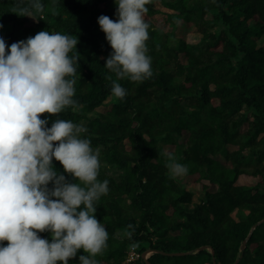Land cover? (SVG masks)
Here are the masks:
<instances>
[{"label":"trees","instance_id":"obj_1","mask_svg":"<svg viewBox=\"0 0 264 264\" xmlns=\"http://www.w3.org/2000/svg\"><path fill=\"white\" fill-rule=\"evenodd\" d=\"M40 3L33 19L14 11L31 0H0V37L9 47L42 30L79 41L68 54L77 57L68 77L75 105L41 118L48 127L58 119L85 127L81 137L100 150L97 179L109 191L94 203L108 232L98 264H264V0H151L153 74L139 83L105 66L112 49L98 17L116 20L115 0ZM181 21L199 41L178 34ZM113 81L125 88L123 99L112 95ZM168 153L217 190L204 185L197 200L170 175ZM53 167L75 182L58 161ZM132 247L140 257L128 261ZM148 250L155 252L145 259Z\"/></svg>","mask_w":264,"mask_h":264},{"label":"clouds","instance_id":"obj_2","mask_svg":"<svg viewBox=\"0 0 264 264\" xmlns=\"http://www.w3.org/2000/svg\"><path fill=\"white\" fill-rule=\"evenodd\" d=\"M115 3L116 20L98 17L112 49L105 66L118 79L143 82L153 74L145 21L151 0ZM14 11L35 19L43 5L31 0L30 8ZM78 42L44 30L10 47L0 37V264H69L81 250L87 255H79V264H98L95 257L107 246L108 232L94 206L109 191L108 181L97 179L99 148L81 137L85 127L62 119L48 127L41 118L75 105L76 81L68 77L76 75L77 57L68 54ZM111 93L123 99L126 90L113 81ZM167 156L172 177L187 174V166ZM53 160L75 182L58 174ZM43 232L51 240L39 235Z\"/></svg>","mask_w":264,"mask_h":264},{"label":"rangeland","instance_id":"obj_3","mask_svg":"<svg viewBox=\"0 0 264 264\" xmlns=\"http://www.w3.org/2000/svg\"><path fill=\"white\" fill-rule=\"evenodd\" d=\"M162 20V17L160 18ZM178 34L185 36L190 42H197L200 39L199 34L197 33L195 27H193L191 24H188L186 22L181 21L178 28ZM168 148L171 150L173 147L168 146ZM182 185L192 189L196 193V199L199 200L200 197L203 195V186L208 185L210 191H216L217 186L210 185L207 181L199 182L197 177H189L187 175L176 177ZM240 182L242 184H248L253 185L255 184V180L243 177L240 179ZM152 253L147 252L145 254L146 257H149Z\"/></svg>","mask_w":264,"mask_h":264},{"label":"built area","instance_id":"obj_4","mask_svg":"<svg viewBox=\"0 0 264 264\" xmlns=\"http://www.w3.org/2000/svg\"><path fill=\"white\" fill-rule=\"evenodd\" d=\"M140 257V254L136 251L134 247H132L129 251L128 261H135Z\"/></svg>","mask_w":264,"mask_h":264},{"label":"water","instance_id":"obj_5","mask_svg":"<svg viewBox=\"0 0 264 264\" xmlns=\"http://www.w3.org/2000/svg\"><path fill=\"white\" fill-rule=\"evenodd\" d=\"M264 220H262L260 223H262ZM245 246H246V241L244 242V244L242 245V248L244 249L245 248ZM205 248H208V247H201L199 250H202V249H205ZM147 252H151L152 254L155 252V251H153V250H148V251H146L144 254H143V257L145 258V259H148V257H146L145 256V254L147 253ZM188 253H191V252H188ZM212 253L214 254V251L212 250ZM238 262V261H237ZM236 262V263H237Z\"/></svg>","mask_w":264,"mask_h":264}]
</instances>
